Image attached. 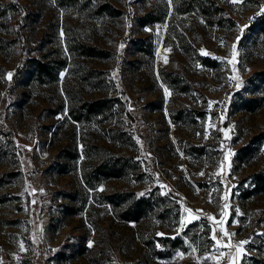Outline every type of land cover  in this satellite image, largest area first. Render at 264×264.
Here are the masks:
<instances>
[{
    "label": "rangeland",
    "instance_id": "rangeland-1",
    "mask_svg": "<svg viewBox=\"0 0 264 264\" xmlns=\"http://www.w3.org/2000/svg\"><path fill=\"white\" fill-rule=\"evenodd\" d=\"M108 1L0 0V264H264V0Z\"/></svg>",
    "mask_w": 264,
    "mask_h": 264
},
{
    "label": "trees",
    "instance_id": "trees-1",
    "mask_svg": "<svg viewBox=\"0 0 264 264\" xmlns=\"http://www.w3.org/2000/svg\"><path fill=\"white\" fill-rule=\"evenodd\" d=\"M97 2H99V6H98V10L99 12H113V13H117L118 9L116 11V9H114L112 7V5L109 3L108 0H96ZM203 0H199L198 2L201 3ZM77 44L80 48H81V53L84 54L86 57H92V56H104L106 54V52L103 49H100L98 47H96L95 45H85L79 41L73 43V45H69V49L72 50L74 48H76ZM30 65L32 68V72L35 71L36 73H38V75H44L47 73H51L52 72V67H48V64L38 60V59H32L30 60ZM109 104H108V99L106 98H97L94 99L92 101H87L84 100L83 101V105L82 108L85 109V112H93V113H99L104 111L106 108H108ZM81 112V111H78ZM72 115V117L75 120H80V113L77 115L76 111H71L70 113ZM98 169L102 170V167H99ZM140 210L138 208L133 209V213L135 215H127L128 218H135L139 215Z\"/></svg>",
    "mask_w": 264,
    "mask_h": 264
},
{
    "label": "snow or ice",
    "instance_id": "snow-or-ice-1",
    "mask_svg": "<svg viewBox=\"0 0 264 264\" xmlns=\"http://www.w3.org/2000/svg\"><path fill=\"white\" fill-rule=\"evenodd\" d=\"M232 2L233 3H238L239 2V0H232ZM257 15H264V8H262L261 9V11L259 12V13H257ZM251 19H254V17L253 18H250V20ZM248 27V25H244V26H241L240 27V31H241V33L244 31V29L245 28H247ZM241 40V36H237V38H236V42L235 43H233V45H232V48H233V52H232V56H233V59H235V57H236V48H237V45H238V43H239V41ZM124 47V45L123 44H121L120 45V48H123ZM201 51V53L202 54H207L203 49H201L200 50ZM230 63L232 62V61H229ZM11 73H9V77H11ZM233 79H238V77H233ZM241 84H242V82H238L237 84H236V87L237 88H239V87H241ZM166 91V93H167V90H165ZM61 118H63V117H61ZM228 155H231V153H229ZM201 175H204V173H200ZM101 190H103V189H101ZM146 193H139L138 194V196H144ZM225 199H227V195L225 196ZM227 206V205H226ZM185 211L186 212H189V213H191V211L192 210H190V209H185ZM198 212L199 211H201V210H197ZM238 211V210H237ZM209 219H213V217H209ZM185 225H184V221H183V218L181 219V230L183 229V227H184ZM179 234V233H178ZM157 235L158 236H162L163 235V233H157ZM226 235H235V234H228V233H226ZM259 235H261V236H264V233H260ZM216 237L215 236H213V239H215ZM241 243H247V241H243V242H241ZM91 244H92V241H89V246H91ZM158 247H159V245H157Z\"/></svg>",
    "mask_w": 264,
    "mask_h": 264
},
{
    "label": "built area",
    "instance_id": "built-area-1",
    "mask_svg": "<svg viewBox=\"0 0 264 264\" xmlns=\"http://www.w3.org/2000/svg\"><path fill=\"white\" fill-rule=\"evenodd\" d=\"M216 235L220 236L223 240H228L230 241V244L235 247L238 246L240 244V242L235 239V235H226V233L228 234H235L232 228H225L223 230H219L217 229L215 231Z\"/></svg>",
    "mask_w": 264,
    "mask_h": 264
}]
</instances>
